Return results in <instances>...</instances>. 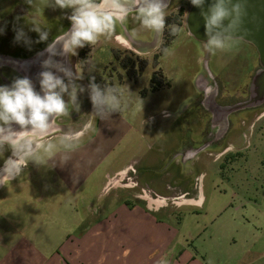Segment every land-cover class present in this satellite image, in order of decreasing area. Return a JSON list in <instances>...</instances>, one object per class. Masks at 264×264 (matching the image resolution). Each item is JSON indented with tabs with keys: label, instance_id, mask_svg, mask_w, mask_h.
<instances>
[{
	"label": "rangeland",
	"instance_id": "374dc122",
	"mask_svg": "<svg viewBox=\"0 0 264 264\" xmlns=\"http://www.w3.org/2000/svg\"><path fill=\"white\" fill-rule=\"evenodd\" d=\"M36 5L39 12L25 0H0V27L6 25L0 34V58H3L0 85L10 84L21 76L5 62L6 58H30L70 27L64 18L69 10L43 9L42 0H36ZM190 7L189 0H172L168 7L167 17L177 15L180 9L184 11L182 25H177L181 31L167 47L168 55L160 51L169 37L167 27L160 38L162 43L152 51L153 33L139 31L136 40L130 42L135 48H130L128 41L117 38L120 33L126 37L124 27L117 24L110 39L101 37L96 45L78 49V55L71 57L73 70L77 64L83 75L77 83L85 92L78 94L80 113L59 118L56 124L60 129L56 133L71 129L83 130L84 135L74 151H58L48 165L28 164L16 183L28 179L32 183L24 199L22 189L14 191L16 198L11 206L15 212L11 217L17 213L18 219L33 221L34 214L43 208L48 215L54 214L58 226H53L52 232H59L62 231L59 226L71 223L78 215L75 222L80 223L70 233H79L83 225L114 201L116 190L127 201L145 203L135 198L143 188L167 199L161 216L166 211L173 214L169 220L180 225L183 246L201 260L209 258L218 264V258L214 262V257L223 254L225 260L232 257L250 264L254 258L258 260L255 264H264V105L230 113L222 131L211 124V116L203 104L206 92L201 91L205 90L201 81L206 80L218 92L217 99L222 104L231 106L247 101L252 78L261 66L259 54L252 44L237 39L230 50L209 55L203 48L204 42L191 36L187 29ZM33 13L50 31L48 41L33 43L29 49L23 42H14L13 26L23 27L33 41L38 40V34L29 31ZM125 27L131 31L137 24L130 18ZM82 50L87 55L85 63L80 60ZM114 50L119 52L120 59ZM125 58L135 63L136 70L140 60L147 61L136 79L130 78L122 65ZM156 71L161 72L158 78L161 87L154 92L151 83ZM92 76L96 83L107 82L123 89L127 107L122 113L103 121L91 114L87 86ZM9 153L6 151L4 158ZM4 158H0V164ZM125 167L126 172L111 176ZM55 176L71 178L76 187H69L67 180L55 185L52 180ZM50 194L60 195L62 202H55L57 199L49 202ZM196 194L200 206L188 202L196 199ZM40 219L47 223L46 216ZM5 228L9 225L1 220L0 235ZM54 239L60 241L57 236ZM17 241L15 236L11 243H5L7 246L0 245V260L10 250L18 251ZM59 246L53 244L48 248L56 253ZM236 260L230 264H238Z\"/></svg>",
	"mask_w": 264,
	"mask_h": 264
},
{
	"label": "clouds",
	"instance_id": "9594fccd",
	"mask_svg": "<svg viewBox=\"0 0 264 264\" xmlns=\"http://www.w3.org/2000/svg\"><path fill=\"white\" fill-rule=\"evenodd\" d=\"M25 3L40 11L36 0ZM189 3L199 10L204 22L203 48L209 55L230 50L238 42L236 33L243 14L241 0H189ZM169 4L170 0H42L43 9L69 10L64 18L70 27L55 35L37 53L41 69L35 76L38 90L29 76H17L10 84L0 85V158H4L6 151L10 152L0 166V186H8L20 177L29 163L45 166L58 151H74L84 135L83 130L68 129L58 134L54 131L59 118L81 111L78 94L85 92V88L77 81L83 75L78 72L77 64L75 70L71 64V57L78 55V49L96 45L101 37L110 39L117 24L124 27L129 42H134L143 30L154 34V43L159 47L166 27L173 36L181 31L177 25L167 24ZM130 18L138 25L131 31L125 27ZM29 23V31L37 33L39 39L33 41L23 27L14 25L15 43L23 42L31 49L33 43L48 41L50 29L41 23L38 15L33 13ZM5 27H0V34ZM163 51L169 54L167 48ZM95 81V76L90 77L87 86L91 114L103 121L122 113L127 107L123 89Z\"/></svg>",
	"mask_w": 264,
	"mask_h": 264
},
{
	"label": "crops",
	"instance_id": "0c3cea01",
	"mask_svg": "<svg viewBox=\"0 0 264 264\" xmlns=\"http://www.w3.org/2000/svg\"><path fill=\"white\" fill-rule=\"evenodd\" d=\"M119 37L128 41L122 33L117 38ZM131 46L135 48L133 44ZM155 49L156 45L152 47V51ZM144 52L148 51L144 49ZM201 91L204 92L202 89ZM9 155L10 153L7 156ZM2 164L3 160L0 166ZM126 169L127 167L118 169L111 176L124 173ZM52 180L55 185L67 180L69 187H76L72 184L71 178L60 179L55 176ZM12 181L14 182L9 188L3 190L4 186H2L0 189V197L2 196L0 219L9 225V228H5L6 230L0 235V245L7 246L5 243H11L10 239L16 236V239L18 238L16 245L19 247L17 252L10 250L7 257L0 260V264H161V261L163 264H214L209 258L201 260L193 251L183 246L180 240V225L169 220L173 215L170 211H166L163 217L162 209L154 212L142 201L130 198L127 201L118 190L115 191L114 201L105 205L97 217L83 225L79 233H70L80 223L75 222L78 215L77 217L73 215L75 218L71 223L63 224L64 227L59 226L62 229L59 232H52L55 228L53 226H58L57 219L54 214L48 215V210L43 211V208L34 214L36 218L33 221L30 220L31 218L27 222L22 221L18 219L17 213L11 217L15 212V207L11 206L12 200L16 198L14 191L22 189L24 194L21 190V195L24 199L32 179L30 182L28 179L25 183H16L17 178ZM26 184H28L27 187H25ZM197 197L198 194L196 199L192 198L196 202L192 205L200 206L201 203L198 204ZM60 198H62L60 195L55 194L48 197V201L57 199L55 202H62V200L59 201ZM58 208H62V205ZM43 216H46L47 223L40 219ZM21 225H23L22 229H20ZM56 236L60 241H55ZM53 244L60 245L56 253L48 248ZM224 257L223 254H219L214 257V262L216 258H218V264H230L231 261L236 260L232 257L225 260ZM252 259L250 264L258 262ZM236 263L243 264V261L238 259Z\"/></svg>",
	"mask_w": 264,
	"mask_h": 264
},
{
	"label": "water",
	"instance_id": "95a60500",
	"mask_svg": "<svg viewBox=\"0 0 264 264\" xmlns=\"http://www.w3.org/2000/svg\"><path fill=\"white\" fill-rule=\"evenodd\" d=\"M241 3L243 4L242 25L237 30L236 37L256 48L261 66L252 78L249 99L228 107L229 112L264 105V0H241ZM186 26L191 36L200 42L205 41L204 22L199 15V10L193 8L192 5L186 16ZM5 62L10 64L21 76L32 78L38 90L39 86L35 76L41 69L39 68L37 53L27 59L6 58ZM59 129L58 125L55 124L54 131Z\"/></svg>",
	"mask_w": 264,
	"mask_h": 264
},
{
	"label": "trees",
	"instance_id": "16d2710c",
	"mask_svg": "<svg viewBox=\"0 0 264 264\" xmlns=\"http://www.w3.org/2000/svg\"><path fill=\"white\" fill-rule=\"evenodd\" d=\"M184 16V11L183 9H180L179 13L175 16H169L167 17V24L168 25H171V24H175V25H178V26H181L182 25V18ZM168 38L165 40V42L161 45L160 47V51L163 52V49L167 48L169 46V44L173 41L174 37L173 35H170L169 34V30H167V35H166ZM115 52V55L117 56L118 59H120V54L118 51L114 50ZM86 51L85 50H82L80 52V60L82 63H85L87 61V57H86ZM158 57V56H156ZM122 65L124 66V68L127 70V74L130 78H137L144 70V67L146 66L147 64V61L145 60H140L139 62V66H138V70H136V67H135V63L133 64L131 62V59L130 58H125L122 60ZM130 64H132V66H130ZM157 65V60H155V66ZM161 75V72L160 71H156L154 72L153 74V77H152V83H151V90L152 91H157L160 89L161 87V83L158 82V78L159 76Z\"/></svg>",
	"mask_w": 264,
	"mask_h": 264
},
{
	"label": "flooded vegetation",
	"instance_id": "af4514ba",
	"mask_svg": "<svg viewBox=\"0 0 264 264\" xmlns=\"http://www.w3.org/2000/svg\"><path fill=\"white\" fill-rule=\"evenodd\" d=\"M0 61H2V58H0ZM201 83H202L201 85H203L202 87H204L206 90V91L204 90V92H206L205 93L206 97H204L203 104L205 106L206 111L211 116V124L214 127H217L220 129L226 128L227 117L230 113H232V112H229L227 108L235 106V105L242 103V102L234 103L231 106L222 104L217 99L218 92L208 84L209 82H207L206 80H202ZM208 87L212 88V90L209 91ZM208 93H210V94H208Z\"/></svg>",
	"mask_w": 264,
	"mask_h": 264
},
{
	"label": "built area",
	"instance_id": "2783aa9c",
	"mask_svg": "<svg viewBox=\"0 0 264 264\" xmlns=\"http://www.w3.org/2000/svg\"><path fill=\"white\" fill-rule=\"evenodd\" d=\"M1 188H2V186H0V189ZM141 192L142 193L140 195H137V198L143 200L146 203V206L148 207V209H150L151 211L157 212L167 204V203H165L167 201V199H165L159 195H155V194L151 193L150 190H146V189L142 188ZM188 202L189 203L194 202V200L189 199Z\"/></svg>",
	"mask_w": 264,
	"mask_h": 264
},
{
	"label": "bare ground",
	"instance_id": "6f19581e",
	"mask_svg": "<svg viewBox=\"0 0 264 264\" xmlns=\"http://www.w3.org/2000/svg\"><path fill=\"white\" fill-rule=\"evenodd\" d=\"M122 42H124L123 40H121ZM3 59V58H2Z\"/></svg>",
	"mask_w": 264,
	"mask_h": 264
}]
</instances>
